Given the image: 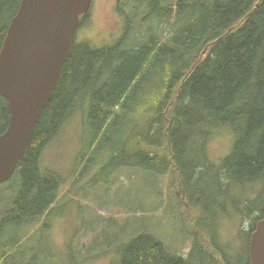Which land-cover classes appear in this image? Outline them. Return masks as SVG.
<instances>
[{"label":"trees","instance_id":"trees-1","mask_svg":"<svg viewBox=\"0 0 264 264\" xmlns=\"http://www.w3.org/2000/svg\"><path fill=\"white\" fill-rule=\"evenodd\" d=\"M21 1L0 0V49ZM93 7L17 165L13 204L0 216V264H43L37 250L51 257L50 214L61 205L59 186L67 180L43 164L42 154L76 114L87 139L82 161L109 154L119 168L175 173L176 193L200 238L187 258L151 234L144 220L126 237L120 222L103 230L106 248H116L109 264H193L200 256L206 264H251L250 236L264 217V0H116L112 21L87 40L82 31L98 26L88 25ZM149 15L155 24L144 23ZM9 119L0 95V135ZM214 139L228 142L217 157L210 150ZM223 181L240 220L226 250L206 224L228 213L220 207ZM156 194L162 201L164 192ZM215 204L219 210L210 217ZM205 246L211 258L201 254ZM79 261L66 256L64 264Z\"/></svg>","mask_w":264,"mask_h":264},{"label":"rangeland","instance_id":"rangeland-1","mask_svg":"<svg viewBox=\"0 0 264 264\" xmlns=\"http://www.w3.org/2000/svg\"><path fill=\"white\" fill-rule=\"evenodd\" d=\"M115 6L116 0L95 1L88 17V25L89 22L97 21L98 26L88 31L83 30V39H93L97 29L112 21ZM144 23L155 24L153 15L147 16ZM154 80L155 78H151L149 84ZM74 119L70 122L67 120L58 136L45 147L42 154L43 164L61 172L67 181L59 186L61 205L54 207L50 214L53 229L46 246L51 257L43 259L37 250L39 261L43 264H64L66 256H71L80 260L78 264H109L114 260L116 248L115 245L106 248L103 230L114 231L118 227L117 223L121 222L126 237L128 232L136 228L138 219L144 220L151 227L148 231L164 242L172 252L188 258L194 241H200V238L192 233L193 227L189 221L192 220V213L181 206V190H178L180 183L173 177L175 173L169 170L159 174L127 167L119 168L108 162L109 154L104 161H82L81 152L88 150L87 139L83 140L82 126L76 125L77 122L83 123L80 115H74ZM227 147L226 140L214 139L210 145L211 155L217 157L224 153ZM221 161L220 159L219 163ZM214 170L215 168H212L213 172ZM12 181L14 183L11 185ZM19 181L20 178L15 173L9 182L0 184V216L2 211L13 204L15 184ZM149 182L158 184L154 187L153 194L145 192ZM156 189L160 193L164 192L162 201L158 200ZM222 189L224 196L220 207H224L228 213L218 216L217 219L209 218L206 224L209 229L217 232L216 238L226 250V241L235 237L240 220L236 214L232 215L234 201L226 181H223ZM177 190L179 194L176 193ZM210 194L212 198L217 199L216 190ZM218 210L219 207L215 204L210 217ZM226 217L228 218L225 220ZM237 245L239 247L240 241L234 243L233 247ZM27 246L33 245L29 243ZM64 248H71L72 252H67ZM201 254L211 258L208 246L203 247ZM192 262L206 264L201 256L193 257Z\"/></svg>","mask_w":264,"mask_h":264},{"label":"water","instance_id":"water-1","mask_svg":"<svg viewBox=\"0 0 264 264\" xmlns=\"http://www.w3.org/2000/svg\"><path fill=\"white\" fill-rule=\"evenodd\" d=\"M93 0H22L0 49V95L9 125L0 135V184L8 181L59 82L82 15ZM251 264H264V217L249 244Z\"/></svg>","mask_w":264,"mask_h":264}]
</instances>
